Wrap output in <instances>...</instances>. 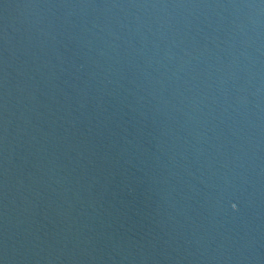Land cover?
I'll list each match as a JSON object with an SVG mask.
<instances>
[{
  "label": "water",
  "instance_id": "1",
  "mask_svg": "<svg viewBox=\"0 0 264 264\" xmlns=\"http://www.w3.org/2000/svg\"><path fill=\"white\" fill-rule=\"evenodd\" d=\"M0 264H264V0H0Z\"/></svg>",
  "mask_w": 264,
  "mask_h": 264
}]
</instances>
